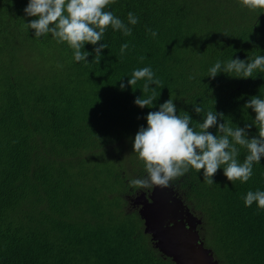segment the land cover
<instances>
[{"label": "trees", "instance_id": "obj_1", "mask_svg": "<svg viewBox=\"0 0 264 264\" xmlns=\"http://www.w3.org/2000/svg\"><path fill=\"white\" fill-rule=\"evenodd\" d=\"M27 4L0 0V264H175L151 245L122 197L132 189L130 173L146 175L133 153L135 134L169 98L197 131L209 110L233 128L251 123L256 114L243 106L264 99V73L207 75L218 60L264 56V13L237 0H115L105 10L132 34L109 25L101 42L82 50L106 44L99 60L93 53L76 62L66 43L27 28L36 19L25 15ZM129 12L137 24L128 23ZM52 53L59 59L51 74L32 61ZM144 67L161 86L150 85L155 106L141 109L135 98L151 94L142 92L144 81L121 91L119 80ZM194 103L204 112L195 113ZM257 132L253 125L249 138ZM246 154L240 147V162ZM202 173L192 169L171 186L203 219L206 246L222 264H264V210L243 200L264 191V157L246 183L228 181L220 168L208 185Z\"/></svg>", "mask_w": 264, "mask_h": 264}, {"label": "clouds", "instance_id": "obj_2", "mask_svg": "<svg viewBox=\"0 0 264 264\" xmlns=\"http://www.w3.org/2000/svg\"><path fill=\"white\" fill-rule=\"evenodd\" d=\"M114 2L115 0H28L24 13L27 17L36 19L26 25L28 29L34 30L36 38L50 33L58 44L66 43L73 50L76 62H87L86 58L93 53L95 59L99 60L102 50L107 48L106 44L99 43L98 47H94L93 53L82 50L85 44L95 46L101 42L109 25L113 30L122 31L125 36L132 34L131 28L120 18L112 11L105 10ZM237 3L242 9L264 13V0H237ZM128 23H138V17L132 12L128 13ZM148 32L152 37L157 35L151 29ZM128 47L127 43L121 46L122 56ZM140 59L142 61L144 57ZM257 70L264 73V56H256L254 59L247 57L246 60L231 58L226 64L218 60L208 70L207 76L215 79L223 72L230 77L248 79L253 78V73ZM119 81L121 91L128 87L134 90L138 81H144L142 92L151 94L137 96L134 104L141 109L155 106L156 91L150 85L161 86V82L155 78L150 67L134 70L126 83L123 79ZM173 101L174 99L169 98L159 105L157 111H149L145 117L147 126H141L135 134L133 153L146 175L131 179L129 187L148 190L154 186L169 187L173 181L192 169L198 173L203 169V181L212 185L213 177L220 168H223L228 181L233 183L239 180L246 183L253 175L254 164H259L264 157V99L253 96L244 104L245 109H252L256 115L251 123H245L243 127L233 128L224 121L223 113L209 110L202 122H198V131L191 126L192 118L187 112L177 115ZM193 111L199 115L204 109L194 103ZM220 120L224 122L220 123ZM253 125L258 132L249 138V130ZM212 128L217 129V134L209 131ZM238 146L247 150L243 162L238 159ZM243 200L246 207H251L255 202L258 210H264V191H249Z\"/></svg>", "mask_w": 264, "mask_h": 264}, {"label": "water", "instance_id": "obj_3", "mask_svg": "<svg viewBox=\"0 0 264 264\" xmlns=\"http://www.w3.org/2000/svg\"><path fill=\"white\" fill-rule=\"evenodd\" d=\"M129 203L138 209L143 232L162 257L175 264H220L201 236L203 219L194 214L175 187L138 191Z\"/></svg>", "mask_w": 264, "mask_h": 264}, {"label": "rangeland", "instance_id": "obj_4", "mask_svg": "<svg viewBox=\"0 0 264 264\" xmlns=\"http://www.w3.org/2000/svg\"><path fill=\"white\" fill-rule=\"evenodd\" d=\"M58 59H59V55H57L56 53H52V54H50L49 55V57L47 56L46 58H44V59H42V58H39V57H37V56H35V58H33V62H35V63H38L43 69H44V71L46 72V73H48V74H51L52 72H53V67L54 66H56L57 65V63H58ZM35 65V64H34ZM104 158L105 159H108V158H114V156L112 155V154H110V153H104ZM129 164V161L128 162H126L125 161V163H123L121 166L123 167L124 165H128ZM118 172H119V167L118 166H116V168L113 170V175H115V176H117V174H118ZM133 173V172H132ZM132 173H130L129 175H128V178L131 180V179H134V178H136ZM121 189L122 190H125L126 189V186L124 187V185L123 186H121ZM131 190V189H130ZM130 190H128L127 192H125L123 195H122V197L124 196V195H128L129 193H130ZM129 196H131V195H129ZM124 198V197H123ZM127 200V199H126ZM126 200H125V198H124V201L126 202ZM125 202H123L124 204H125ZM126 205H128V204H126ZM206 243V242H205Z\"/></svg>", "mask_w": 264, "mask_h": 264}, {"label": "flooded vegetation", "instance_id": "obj_5", "mask_svg": "<svg viewBox=\"0 0 264 264\" xmlns=\"http://www.w3.org/2000/svg\"><path fill=\"white\" fill-rule=\"evenodd\" d=\"M151 190V189H150ZM150 190H148V189H136V190H130V193L128 194V195H124L123 197L125 198V200H126V204H128L127 205V208H128V210H130V211H137L138 212V209L137 208H133V207H131L130 206V203H129V199L131 198V196H133L136 192H138V191H144V192H149ZM129 195H131V196H129ZM193 211V210H192ZM194 212V211H193ZM194 214L195 215H198L199 216V214H197L196 212H194ZM200 228V233H201V236H202V238L204 239V232H203V228L202 227H199ZM149 239H150V237H149ZM204 241H205V239H204ZM151 242V241H150ZM151 245H152V243H151ZM153 246V245H152ZM165 258V257H164ZM169 259V258H168ZM219 260V259H218ZM220 262V261H219ZM220 264H222L221 262H220Z\"/></svg>", "mask_w": 264, "mask_h": 264}]
</instances>
